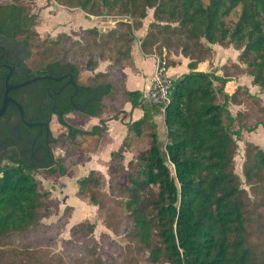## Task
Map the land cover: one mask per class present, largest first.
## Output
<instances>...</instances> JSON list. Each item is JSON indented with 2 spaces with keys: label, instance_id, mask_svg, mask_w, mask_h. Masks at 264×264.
<instances>
[{
  "label": "trees",
  "instance_id": "1",
  "mask_svg": "<svg viewBox=\"0 0 264 264\" xmlns=\"http://www.w3.org/2000/svg\"><path fill=\"white\" fill-rule=\"evenodd\" d=\"M24 1L0 4V36L30 48L26 65L34 76L72 73L78 81L81 64L94 71L100 61H109L107 70L86 85H67L70 77L41 80L33 85L37 90L28 104L21 101L40 110L38 100H49L51 115L60 114L67 129L70 150L49 159V173L65 175L88 158L74 137L101 136L106 129L105 119L91 130L77 128L65 118L72 110L94 117L109 112L118 120L124 103L130 102L142 107L144 116L126 124L123 140L126 149H140L138 158L124 165L123 153L111 154L110 195L101 171L92 169L77 181V196L97 206L106 227L125 235L127 245L105 247L102 235L98 247L96 224L84 220L70 229L65 244L73 252L66 251L67 258L48 255L40 236L46 233L41 219L50 192L34 174L42 166L20 154L21 144L10 143L9 156H0V264H264V147L247 142L244 181L235 170L238 141L244 132L264 126V102L246 86L226 90L231 78L244 74L264 90V0H57L90 18L129 15L134 24L128 22L130 28L123 32L85 28L79 39L61 33L41 44L35 29L39 15ZM150 9L153 21L141 41L142 51L159 55L166 48L189 60V71L177 77L163 107L165 143L154 121L163 108L144 103L140 91L128 90L126 74L118 69L132 63L135 31L143 27ZM216 45L240 51L237 61L223 65L222 75L199 69L214 58ZM174 63L169 60V66ZM11 96L17 98L14 92ZM230 104L243 109L234 115ZM14 116L10 108L8 117ZM67 208L63 223L72 216V207Z\"/></svg>",
  "mask_w": 264,
  "mask_h": 264
},
{
  "label": "rangeland",
  "instance_id": "2",
  "mask_svg": "<svg viewBox=\"0 0 264 264\" xmlns=\"http://www.w3.org/2000/svg\"><path fill=\"white\" fill-rule=\"evenodd\" d=\"M56 1L44 0L45 2L44 7L50 8L48 14L51 16L54 15L60 8H68L66 6L59 5L58 1L57 2ZM3 3H6V0H0V4ZM24 3L28 6L29 11L31 13H34L32 7H34L33 5L35 2L33 0H26L24 1ZM238 14L239 11L237 10L233 14L232 19L236 20ZM100 18L104 20V28H101L102 33L113 32V31L123 32L124 30H128L130 28L128 22H131V25L134 24L132 17L129 15H120V14L105 15ZM152 21H153V9H150L147 17L144 19L143 27L135 31L136 40H137L136 42H138L140 45L143 37L147 33L149 24ZM39 24H40L39 31L37 30L39 33V37L36 38V42L38 44H41L44 39L55 38L56 36L60 35L58 32L56 33V32L45 31L44 27L46 24V19H41ZM80 24L82 26H85L84 22H81ZM140 35L141 36L143 35V37H140ZM214 47L216 51L214 58L210 62L202 63L199 66V69L203 71H213L216 72L218 75H222L223 65H229L232 61H237L240 51H237L232 47L225 48L220 45H216ZM164 49L167 51L166 56L168 59V66H169V60L171 59L170 58L171 54L168 52L166 48L162 49V53H164ZM103 63L106 65L105 67L102 66ZM108 64L109 61H102V62L100 61L99 67L94 71L87 69L86 63L81 64L80 65L81 75L79 80L81 81V83L87 82L88 79L93 75H96L99 72L106 71ZM125 64H130V63H125ZM125 64H123L118 69L122 71V67ZM183 71L188 72L189 70H187V68L184 67ZM226 86H227L226 90L229 93H233L240 86H246L250 89V91L253 94L261 97L264 102V90H261L259 86H254L252 84V78L248 74L234 76L233 78H231L230 82ZM216 87L220 88L221 84L217 82ZM223 100H224V96L221 95L219 101L222 102ZM229 109L234 115H236L237 112L243 108L235 104H230ZM161 113L162 114L164 113L163 109L161 110ZM81 115L82 114L79 111L75 110L73 112L66 114L65 118L68 120L69 123L72 124V122L76 121V119L79 118ZM102 116L105 117L107 115L106 113H103ZM51 129L54 138H56L52 146L54 151L53 156L54 158L62 157L65 154V151L70 150L71 140L67 137V129H65L60 124V122L58 121V117L56 115H54L52 118ZM160 140L162 143H165L167 137H160ZM96 141H97L96 138H92V137H74V142L77 144L78 148H80L79 146L81 145L83 148L86 147L88 151H93V152L97 150L99 146V143H97ZM247 142H253L264 147V126H260L253 133L244 132L242 138L238 141L239 149L235 156V170L240 175L243 181L245 180L243 175V165L246 158L245 145ZM118 148L119 147L117 146L116 151H119ZM122 152L125 153V159L122 160V163L124 165H128V162L131 159L138 158L140 154V149H133L132 151L124 150ZM109 160L110 157L108 155V152L106 151L105 154H101L97 156L96 161L92 163L94 167L101 169L100 171L104 173V182H105L104 191L109 193L110 195V184L112 182V176H111L112 165L109 164ZM88 163H90V166H88L89 165ZM90 167H92L91 158L88 161L83 160L78 164V166L75 165L71 167L70 170H68L65 175H61L59 173H49L48 167L38 168L34 173L35 177L40 181L43 190L50 192L48 211L41 219V222L44 225V229L46 233L40 236L44 240V243L42 245L45 246L43 249L48 255L56 256L59 259L60 257L67 256L65 254L66 251H69V254H71L73 251L72 249L71 250L68 249V246L65 244V241L70 238V229L72 225L76 223H80L84 220H89L96 224L94 237L98 247H101L102 245V235H104L103 237L104 240L107 241L105 247H109V243L110 244L118 243L120 245H123V247L126 246L128 243V241L125 238V235H117L111 229L106 227V225L104 224V218H105L104 214L98 211L97 206L90 204L88 199L80 198L77 196L76 194L78 190L77 181L79 178L83 177L84 175H87L90 172L91 170ZM69 206H71L73 209L72 216L68 223L66 222L63 223L62 219L66 214V212H68L67 207ZM65 263H71V262L69 259H66Z\"/></svg>",
  "mask_w": 264,
  "mask_h": 264
},
{
  "label": "crops",
  "instance_id": "3",
  "mask_svg": "<svg viewBox=\"0 0 264 264\" xmlns=\"http://www.w3.org/2000/svg\"><path fill=\"white\" fill-rule=\"evenodd\" d=\"M34 13H37V25L36 30L39 31V22L41 19H46L45 31L48 32H58L66 33L72 36L74 39H79L81 35V30L90 27H97L100 31L101 28H104V20L102 18H90L83 11L78 9H68V8H60L54 15H49L48 12L50 10L49 7L45 8L44 0H33ZM77 10V11H76ZM84 22L85 26H82L80 23ZM82 28V29H81ZM140 37H143V35ZM139 39V38H138ZM133 61L130 64H125L122 67V71L126 74V87L130 91L138 90L142 94L146 92L151 84V80L155 71V61L156 55H147L142 49L141 45L136 42L133 46L132 50ZM171 59L174 60V64L169 66V74L173 77H179L184 73V67L188 68L189 60L181 55L172 54L170 56ZM102 66H106L104 63ZM101 66V68H102ZM103 67V68H104ZM103 70V69H102ZM124 114L120 116V119L115 120L111 119L113 114L109 112H105L107 116L103 117H94L87 116L84 113L80 112L82 115L73 121L72 124L77 128L84 130H91L94 126L101 125V120L105 119L106 121V129L102 132L101 136H91V135H77L76 137H92L96 138V142L99 143L98 149L93 151H88L85 147L82 148L87 154L88 158L86 161L91 158L92 169L100 171L101 169L94 167L93 163L96 161V157L105 154L108 152V155L111 159L112 152L116 151L117 146L119 147L120 153L125 155L124 150L131 151L125 148L123 144V140L127 135V123L132 120H138L144 116V110L142 107H134L130 102L124 103ZM154 121L158 125V132L160 137H166L167 129L164 121V115L162 113L154 114ZM110 163V160H109ZM90 166V163H88ZM78 166V165H77ZM102 172V171H101ZM103 173V172H102Z\"/></svg>",
  "mask_w": 264,
  "mask_h": 264
},
{
  "label": "flooded vegetation",
  "instance_id": "4",
  "mask_svg": "<svg viewBox=\"0 0 264 264\" xmlns=\"http://www.w3.org/2000/svg\"><path fill=\"white\" fill-rule=\"evenodd\" d=\"M28 48L29 47L24 43H16L12 37H7V39H5L0 36V107L3 101L6 88V78L8 75H10V84L23 83L33 77H37L32 74L31 70L26 65V55L30 50V48ZM64 76L66 77L63 79L70 77L67 85L78 84L82 86L87 84V82L81 83L80 80L76 81L72 73L65 74ZM71 76H73V81H71ZM62 80L54 81L59 82ZM35 83L36 82L11 91L10 96L11 93L14 92L17 98L11 96L12 98L17 100L21 105L23 104L22 102L28 104L37 90L33 86ZM38 104L37 105L41 108L40 110L29 106L24 107L22 105L24 108V120L30 123H39L35 126H28L25 124L16 105L13 103L8 105L6 114L0 118V156L7 158L9 156V144L16 143L21 144L20 154L22 156L27 155L32 160L34 166L41 165L42 167H45L49 164L48 161L53 156L54 152L52 147L54 143V135L51 129V122L54 115L58 117L59 121L60 114L54 113L51 115L49 100L44 101L39 99ZM10 108L15 112V116L11 118L8 117ZM75 110L76 109L71 112ZM77 111L82 112L83 110L81 109ZM26 114L30 115L31 120L26 118ZM23 125L29 129L25 130Z\"/></svg>",
  "mask_w": 264,
  "mask_h": 264
},
{
  "label": "built area",
  "instance_id": "5",
  "mask_svg": "<svg viewBox=\"0 0 264 264\" xmlns=\"http://www.w3.org/2000/svg\"><path fill=\"white\" fill-rule=\"evenodd\" d=\"M167 51L156 55L155 71L149 89L143 94V101L149 105L166 106L170 102L172 86L177 79L169 74ZM164 110V108H163Z\"/></svg>",
  "mask_w": 264,
  "mask_h": 264
},
{
  "label": "water",
  "instance_id": "6",
  "mask_svg": "<svg viewBox=\"0 0 264 264\" xmlns=\"http://www.w3.org/2000/svg\"><path fill=\"white\" fill-rule=\"evenodd\" d=\"M65 77L66 76L54 78V77L49 76V75L37 76V77H33L32 79H29V80H27V81H25L23 83L10 84L9 83L10 75H8L7 78H6V88H5V92H4V96H3V101H2V105L0 107V118L6 114L7 109H8V105L10 103H13L14 105H16L18 107L19 113H20L21 117L24 120V108L17 100H15L14 98H12L10 96V92L11 91L19 89V88H22V87H25V86H28L29 84H32V83L37 82V81L47 80V79L48 80H50V79L62 80ZM71 81H73V76H71ZM82 112L85 113L84 110ZM25 124H27L28 126H35V125H38L39 123H30V122H26L25 121Z\"/></svg>",
  "mask_w": 264,
  "mask_h": 264
}]
</instances>
